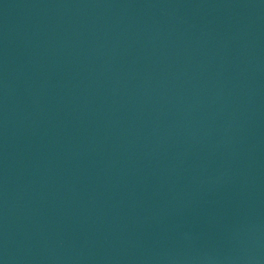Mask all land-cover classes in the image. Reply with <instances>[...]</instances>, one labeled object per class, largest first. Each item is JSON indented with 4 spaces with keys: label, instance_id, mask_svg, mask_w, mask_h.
Listing matches in <instances>:
<instances>
[{
    "label": "water",
    "instance_id": "obj_1",
    "mask_svg": "<svg viewBox=\"0 0 264 264\" xmlns=\"http://www.w3.org/2000/svg\"><path fill=\"white\" fill-rule=\"evenodd\" d=\"M0 264H264V0H0Z\"/></svg>",
    "mask_w": 264,
    "mask_h": 264
}]
</instances>
